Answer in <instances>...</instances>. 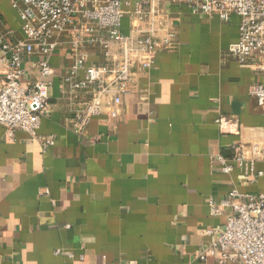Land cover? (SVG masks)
Here are the masks:
<instances>
[{"label": "crops", "instance_id": "obj_1", "mask_svg": "<svg viewBox=\"0 0 264 264\" xmlns=\"http://www.w3.org/2000/svg\"><path fill=\"white\" fill-rule=\"evenodd\" d=\"M165 11L178 47L155 57L116 119L105 112L82 134L71 131L73 110L90 94L64 85L72 57L61 47L48 58L54 75L37 131L53 145L43 149L23 131L11 141L0 126V264H219L196 253L225 225L228 192L264 193V178L246 183L239 168L224 174L213 163L236 144L247 157L264 151V111L247 91L264 87V57L243 66L227 55L238 40L236 16L223 23ZM0 27L20 37L5 0ZM86 52L96 63L100 53ZM38 60L24 58V84L39 78ZM221 116L237 123L235 133H220ZM254 168L263 171V160Z\"/></svg>", "mask_w": 264, "mask_h": 264}, {"label": "built area", "instance_id": "obj_2", "mask_svg": "<svg viewBox=\"0 0 264 264\" xmlns=\"http://www.w3.org/2000/svg\"><path fill=\"white\" fill-rule=\"evenodd\" d=\"M5 1L16 13L20 37L0 27V65H6L0 72V126L7 139L12 141L17 131H23L43 149L53 145L52 137L37 136L40 119L48 113V89L54 75L48 58L61 47L72 57L64 85L71 94H90L73 110L70 123L76 135L84 132L92 117L106 112L116 119L123 97L136 92L139 77L151 69L155 57L177 49L166 5L185 8L192 15L217 17L223 23L238 17V40L228 47L227 55L243 66L253 55L264 57V0ZM86 51L100 53L96 63H88ZM29 56L39 58L35 63L39 78L26 85L22 64ZM247 91L264 111V87L254 84ZM215 123L222 134L237 129L235 121L222 116ZM231 151L230 158L219 155L214 160L220 172L229 174L239 168L246 183L264 178V170L254 168L257 159L264 162V151L247 157L240 144ZM222 204L228 210L226 223L196 258H212L219 264H264V193L240 194L232 188ZM210 206L211 213H217Z\"/></svg>", "mask_w": 264, "mask_h": 264}, {"label": "rangeland", "instance_id": "obj_3", "mask_svg": "<svg viewBox=\"0 0 264 264\" xmlns=\"http://www.w3.org/2000/svg\"><path fill=\"white\" fill-rule=\"evenodd\" d=\"M124 26H125V25H124V21H123V23H122V30H123Z\"/></svg>", "mask_w": 264, "mask_h": 264}]
</instances>
